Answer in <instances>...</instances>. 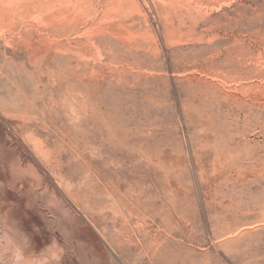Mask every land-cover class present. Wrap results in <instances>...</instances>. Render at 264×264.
I'll return each instance as SVG.
<instances>
[{
  "label": "rangeland",
  "instance_id": "374dc122",
  "mask_svg": "<svg viewBox=\"0 0 264 264\" xmlns=\"http://www.w3.org/2000/svg\"><path fill=\"white\" fill-rule=\"evenodd\" d=\"M0 213L62 264H264V0H0Z\"/></svg>",
  "mask_w": 264,
  "mask_h": 264
},
{
  "label": "clouds",
  "instance_id": "9594fccd",
  "mask_svg": "<svg viewBox=\"0 0 264 264\" xmlns=\"http://www.w3.org/2000/svg\"><path fill=\"white\" fill-rule=\"evenodd\" d=\"M64 249L53 241L40 252L10 214L0 213V264H62Z\"/></svg>",
  "mask_w": 264,
  "mask_h": 264
}]
</instances>
